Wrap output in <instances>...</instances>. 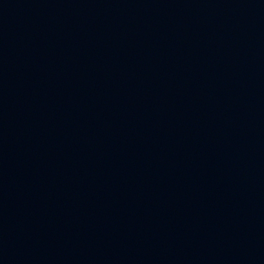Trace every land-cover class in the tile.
<instances>
[{
    "label": "water",
    "instance_id": "obj_1",
    "mask_svg": "<svg viewBox=\"0 0 264 264\" xmlns=\"http://www.w3.org/2000/svg\"><path fill=\"white\" fill-rule=\"evenodd\" d=\"M0 264H264V0H0Z\"/></svg>",
    "mask_w": 264,
    "mask_h": 264
}]
</instances>
